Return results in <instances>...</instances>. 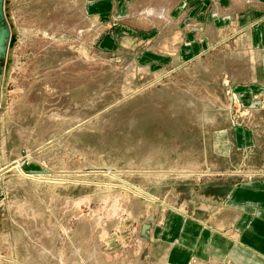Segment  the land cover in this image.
I'll return each mask as SVG.
<instances>
[{"label": "rangeland", "instance_id": "obj_1", "mask_svg": "<svg viewBox=\"0 0 264 264\" xmlns=\"http://www.w3.org/2000/svg\"><path fill=\"white\" fill-rule=\"evenodd\" d=\"M178 1L0 0V264H167L170 212L264 180V49L182 53Z\"/></svg>", "mask_w": 264, "mask_h": 264}, {"label": "crops", "instance_id": "obj_2", "mask_svg": "<svg viewBox=\"0 0 264 264\" xmlns=\"http://www.w3.org/2000/svg\"><path fill=\"white\" fill-rule=\"evenodd\" d=\"M149 1L150 8L156 7L153 1L165 3L157 5L164 11L155 14L161 16L157 21L167 23L169 0H89V10L105 16L112 12H104L103 8H109L117 20H126L134 2L146 6ZM192 1L196 3L189 8V15H185L184 9L187 12L186 7ZM173 9L171 14L178 18V28L185 31L176 45L182 53L194 55L203 48L212 47L213 37L220 43H226L227 40L220 39V35L231 33L228 37L233 39L242 32L246 33L245 49H264V0H179ZM181 13L183 18L179 20ZM190 22H196V27L187 28ZM227 30L231 32L223 33ZM188 174L191 173L185 175ZM224 196L220 205L213 209L215 225L209 220L195 219L183 211L169 213V220L157 230L154 239L166 248L164 260L167 264H190L194 259L264 264V180L234 186ZM219 212L228 219L224 222L219 220L217 224Z\"/></svg>", "mask_w": 264, "mask_h": 264}, {"label": "water", "instance_id": "obj_3", "mask_svg": "<svg viewBox=\"0 0 264 264\" xmlns=\"http://www.w3.org/2000/svg\"><path fill=\"white\" fill-rule=\"evenodd\" d=\"M13 41H14V37H12L11 43H10V45H9L10 48L12 47V43H13Z\"/></svg>", "mask_w": 264, "mask_h": 264}, {"label": "bare ground", "instance_id": "obj_4", "mask_svg": "<svg viewBox=\"0 0 264 264\" xmlns=\"http://www.w3.org/2000/svg\"><path fill=\"white\" fill-rule=\"evenodd\" d=\"M109 174H111V175H112V173H111V172H109Z\"/></svg>", "mask_w": 264, "mask_h": 264}]
</instances>
